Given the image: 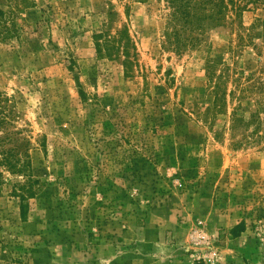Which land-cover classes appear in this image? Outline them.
Wrapping results in <instances>:
<instances>
[{
    "label": "rangeland",
    "instance_id": "obj_1",
    "mask_svg": "<svg viewBox=\"0 0 264 264\" xmlns=\"http://www.w3.org/2000/svg\"><path fill=\"white\" fill-rule=\"evenodd\" d=\"M240 1L178 54L163 0H0V162L23 168L0 165V264H264V0ZM121 30L130 77L95 46ZM226 69L245 91L219 112Z\"/></svg>",
    "mask_w": 264,
    "mask_h": 264
},
{
    "label": "trees",
    "instance_id": "obj_2",
    "mask_svg": "<svg viewBox=\"0 0 264 264\" xmlns=\"http://www.w3.org/2000/svg\"><path fill=\"white\" fill-rule=\"evenodd\" d=\"M145 1V0H139ZM169 10V19L165 32V47L172 49L178 54L202 45L208 31L223 27L229 23V12L233 13L236 18H240L245 11V5L240 0H163ZM250 1V0H248ZM233 22V21H232ZM234 23V22H233ZM260 28L261 38L264 39V19L259 20L253 29ZM96 50L100 58L113 60H123V66L128 77L133 76L137 66L135 54L136 48L133 40L126 30L117 32L114 36L109 33H101L96 36ZM252 35L249 33L242 36L243 43L250 42ZM231 74L228 69L221 70L218 74L215 70L209 72V82L215 96L216 109L219 112L224 111L227 105V97H236L237 90L245 91L244 86H236L234 90H228ZM81 95L84 92H80ZM255 117V115L253 116ZM255 120L246 124L245 120L240 118L234 111L230 120V129L233 132L244 127L254 125ZM7 122L0 120V127L3 128ZM248 131V130H246ZM243 139L236 142L242 145L249 138L246 134L240 133ZM0 165L7 167L14 174L23 173L20 165L12 162H6ZM33 195L32 192L27 194H16L21 201V214L23 218L27 217V202ZM246 230L245 224H239L232 229V235L236 238L241 236Z\"/></svg>",
    "mask_w": 264,
    "mask_h": 264
}]
</instances>
